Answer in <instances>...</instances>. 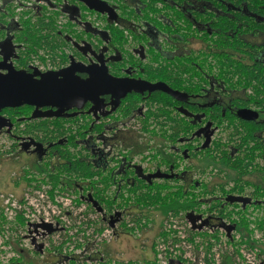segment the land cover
<instances>
[{"label": "flooded vegetation", "instance_id": "obj_1", "mask_svg": "<svg viewBox=\"0 0 264 264\" xmlns=\"http://www.w3.org/2000/svg\"><path fill=\"white\" fill-rule=\"evenodd\" d=\"M102 1L115 10V18L107 12L101 13L90 8L83 0H0V61L4 59V54H9L7 63L28 73L59 71L72 63H79L85 69L77 71L81 79L89 77L87 68L92 66V70L103 61L110 76L130 80L142 89V92H128L114 110L111 104L113 96L108 93L100 96L103 106L98 104L92 110L94 104L86 101L83 108H72L65 112L77 113L73 117H34L35 107L31 105L20 106L30 107V113L17 115L14 121L6 113L0 115V136L15 139L19 143V151L23 155L27 154L25 156L32 162L26 167L28 170H23L24 173L19 176L26 184L14 190L16 202H24L26 198V203L30 204L29 211L37 214L38 208L28 196L34 195L37 198L39 183L48 177V182L54 189L51 191L53 194L46 196L49 202L50 195L55 198L64 193V189L71 188L76 200L79 198L77 201L84 202L93 215V222L90 219L86 224L90 228L81 229L84 232L81 233L76 225L71 226L78 228L75 239L68 235L66 224L63 222L61 225L59 219H55L56 215L51 214L54 210L48 204L43 210L46 207L50 216L36 219L42 222L35 221V217L30 221L26 219L25 212L15 211L11 247L18 250L21 241L26 240L27 231L26 238L32 248L29 247L30 250L34 256L36 254L42 257L49 246V236H57V231L61 238L52 247L55 252H59L54 254L55 260L59 261L53 263L63 264L82 257L61 254L67 248V242L71 241L76 242V246L82 250L94 252L89 258L98 260L99 264H109L111 261L116 264H163L164 259H170V264H174L168 248L171 243L174 245L176 237L172 234L178 229L164 230L155 227V217L167 213V221L170 216L179 220L180 224L183 217L187 219L188 239L194 242L196 248L208 247L207 243L209 246L220 245L222 258L227 254H235V259H240L242 263L244 259L241 252H253L258 248L264 252V213L259 212L264 207V198L257 193L264 188V180L259 178L264 177V171L258 169L243 173L237 170L235 189L227 186L233 178L222 180L217 174L204 181L198 178L202 167H220L224 172H229L234 167H244L247 153L243 147L245 145H241L243 141H247L248 146L254 149L255 160L259 158L262 161V164L261 161H255L252 167L264 166V149L256 144L255 139L243 138L245 132L242 128L243 122L250 124L264 121V109L251 102L243 103L244 99H248L245 95L251 93V88L235 83L236 78L231 83L232 73L227 71L226 59L220 60L219 56L231 54L237 62L244 64L264 63V30L259 28L264 23L260 15V11L264 10V0H256L251 6V0H222L223 3L220 4L216 0L158 1V8H177L183 14V17L172 20L167 15L157 14L154 17L159 24L144 20L143 13L147 5L143 0ZM247 11L255 13L253 15L258 22L257 27L249 29L246 26L247 30H244L241 26L244 25V20H237L235 24L241 31L231 29L224 32L230 36L239 35L253 50L241 52L226 46L218 47L216 35L222 29H214L213 25L220 18ZM127 12L132 14L129 16ZM39 21L43 23L40 24ZM38 27L45 34L51 33L57 38L58 44L52 50L41 49L38 54L31 52L27 55L25 49L29 40H21L20 37ZM116 27L123 31L122 44L113 35V28ZM22 59L26 61L23 62ZM164 69L172 72L170 77L161 76ZM156 83H163L182 95L178 98L162 89L150 90L149 84ZM159 96H164L167 100H159ZM127 99L137 102L124 110L123 103ZM242 109L256 112L257 118L253 121L240 118L238 111ZM54 110L55 108L45 106L39 109V113H51ZM53 118L72 121L65 123L67 128L72 129L71 134H61L56 140L65 143L69 137H74L76 148L71 147V150L78 158L77 165L80 164L76 166L83 167L82 164L85 163L87 167H91L90 176L70 174L63 169L69 156L53 151L55 141L41 140L37 137V131L25 132V125L42 120L47 122ZM217 137L221 140L214 143ZM217 144V148L221 150L216 154H227L229 157L224 159L227 161L229 158L233 161L231 164H221L220 157L214 159L210 155L212 147ZM237 158L238 162L235 164ZM14 165L23 167L24 164ZM250 166L251 164L246 167ZM218 171L217 168V173ZM245 178L251 186L260 183L262 186L247 189L243 182ZM137 179L141 185L137 192L141 193L143 190L145 193L143 196L138 195L140 197H136L131 190L136 188L134 185ZM55 183L60 184L58 190L55 189ZM165 183L180 184L182 188V196L173 199V202L187 203L185 208L177 210L179 214L176 210L164 212L160 204L148 209L141 202L143 197H147L149 184L159 188L160 184ZM33 189L34 194L31 191ZM65 194L68 195L67 192ZM230 195L239 196L241 200L230 202ZM39 214L44 215L45 212L40 211ZM69 214L65 212V215ZM148 214L152 215L150 219ZM148 224L152 228L148 229ZM260 226L262 227L259 229ZM104 227H107L109 241L111 240L110 259L98 247V241L103 238L101 229ZM21 233L23 238L20 237ZM85 234L88 236H84ZM163 235L167 236L168 241ZM230 239L234 244L239 243L234 246ZM38 245H42L41 251L36 250ZM102 245L104 247L106 243ZM113 246L120 248V251L114 250ZM142 252L146 256H141ZM40 264L48 263L45 261Z\"/></svg>", "mask_w": 264, "mask_h": 264}, {"label": "trees", "instance_id": "obj_2", "mask_svg": "<svg viewBox=\"0 0 264 264\" xmlns=\"http://www.w3.org/2000/svg\"><path fill=\"white\" fill-rule=\"evenodd\" d=\"M147 7L145 12L143 13V17L144 20H146L148 23L154 21V23L159 24V22L157 21V18L154 17L157 14H164L165 16L167 15L168 18L172 19H176L178 17H183L182 11L178 10L177 8H170V7H165V8H158L157 7V2L158 1H162L163 0H143ZM219 4L223 3L222 0H216ZM245 1V0H242ZM256 0H251L249 2L250 6L255 4ZM260 2H262V0H260ZM248 4V5H249ZM163 10V11H162ZM254 10V9H252ZM163 12V13H162ZM260 15H261V19H263L262 21H264V10L260 11ZM127 14L130 16L132 13L131 12H127ZM200 14V13H198ZM255 13H252L251 11H247V12H243V13H235L234 15H232V17L228 16V17H223L218 19V23H215L213 25L214 29H222V31L220 30L217 35H216V40L215 42H217L216 44H218V47L223 48L224 46H226L228 49L232 48V49H239L241 52H251V50H253L252 48H250L247 44L244 42V40L242 38L239 37V35L236 36H230L229 34H225L224 30H239L240 28L238 27L237 24H235V21L237 20H244V25H241L244 27V30L246 29V26L249 27V29H253L255 27H257V21L255 20V16L253 15ZM41 21V20H40ZM39 21V22H40ZM43 23L40 22V24ZM247 24V25H246ZM259 26V24H258ZM259 28H261L262 30H264V23L260 24ZM113 35H115V40L118 41L119 43H123V31L118 29V27L113 28ZM23 38H28L29 42L27 44V47L25 49V53L28 55L31 52L38 54L39 51L41 49L43 50H52L54 48L55 45L58 44V39L54 38L53 35L51 33L45 34L44 32H42V28H37L36 30L32 29L29 30L26 35L20 37V39L22 40ZM53 53V52H52ZM220 56V60L222 59H226V68L228 72H231V83H234V79L236 78L235 83H242L245 87H250L251 88V93L249 95H245L246 97H248L247 100H243L244 102H251L255 105H257L258 107H261L262 109H264V63H259V64H255V65H251V64H244L241 63L240 61L237 62L236 59L232 58L231 54H228L226 57H223L221 55ZM29 56H26V58H28ZM23 62H25L26 60L22 59ZM235 61V62H233ZM165 71H162V77H170L171 75V71H167V69H164ZM153 75V74H152ZM159 100H167L166 97L163 96V98L161 96L158 97ZM134 99H127V101L125 100L123 103V109L127 110L129 109V107L131 105H135L136 102ZM131 108V107H130ZM30 107L25 106V107H20V108H5L0 112V115L2 113H6V115L8 114L9 119L11 121H14L16 119L15 116L17 115H29L30 113ZM72 121H63L61 119H57V118H53L50 121L45 122L44 120L39 121V122H33L32 124H27L25 125V132L29 133V132H33V131H37V137H39L41 140H48L50 142L55 141V146H53L55 149L53 151L61 153V154H67L68 157V163H65V167H63V169L67 170L70 172V174H75L77 176H90L92 174V170L91 167H87V165L85 163H83V167H77L79 165H77L78 163V158H76V155L74 154L75 152H73V150H71V147L76 148L75 143H74V137H69V139L63 143L62 140H56V138L61 135V134H66L68 132H72V129H69L65 126V123H70ZM74 122V121H73ZM242 128L245 132V135L243 138L246 137H251L252 139H255L256 144L261 148L264 149V121H255L250 122V124L243 122L242 123ZM238 129V128H237ZM241 133V132H240ZM243 133V131H242ZM10 138H12L11 136H9ZM241 145H245L243 146L244 149L246 150L247 153V157L246 160H250L249 157L251 155H253L254 153V149L250 146H248L247 141H243ZM17 146V144H14L13 149H15V147ZM220 152V151H218ZM64 156V155H63ZM218 157H220V160L224 163H229L231 164L233 161H231L229 158L227 159V161L224 159L225 157H229L227 154H225V156L218 154ZM215 159V158H214ZM245 162H243L244 167H235L237 170H239V172H247L248 167L250 162L247 164ZM215 161V160H213ZM238 162V158L237 160H235V164H237ZM77 165V166H76ZM261 167H264L261 165ZM262 171H264V168L262 169ZM79 174V175H78ZM168 183H165V185H167ZM170 184V183H169ZM136 188H132L131 190L133 191V194L136 195V197L138 195L143 196L145 193H143V190L141 191V193L137 192L139 186L140 185V181L137 179L135 185ZM239 186H242V184H240ZM264 189V188H263ZM165 189H163L162 186H160L159 188L156 187L155 185H148V189L146 192L147 197H143L142 199V204H144V206H147L148 209H151L152 207L155 208L156 205L160 204L162 209H164V212L168 211V210H179V209H183L187 206V203H177V202H173L174 200L172 198H169L168 196L163 195L166 191H164ZM259 189V191L257 193H261ZM182 191V189H181ZM264 192V191H263ZM163 193V194H162ZM132 194V195H133ZM138 196V197H140ZM182 196V193H181ZM179 196V197H181ZM239 197V196H238ZM241 197H239V199L236 200V202L240 201ZM139 201V199H138ZM141 202H136L137 204L141 203ZM22 218H19V221ZM12 231V229H11ZM229 256V258H228ZM230 254H227L225 256V258H222V262L221 264H238L236 262V259L234 258L235 256L232 254V256L230 257ZM227 257V258H226ZM229 259V260H228ZM230 259H232V261H230ZM235 260V261H234Z\"/></svg>", "mask_w": 264, "mask_h": 264}, {"label": "rangeland", "instance_id": "obj_3", "mask_svg": "<svg viewBox=\"0 0 264 264\" xmlns=\"http://www.w3.org/2000/svg\"><path fill=\"white\" fill-rule=\"evenodd\" d=\"M17 13H19V11H17ZM14 140L15 139L9 138L7 136H0V197H1L0 198V264H8V263H11V264H30V262H33V261L36 262V264H40V263L47 261V263L50 264L52 261H55V262L59 261V260H53V259H55L54 254L55 253L59 254V252L58 251L55 252V249L52 247V245L56 246L58 243V240L61 238L59 232H57V231H56L57 236L56 235L49 236L48 240L50 241V243H49V246L47 247V249L45 250V255L43 254L42 257H41V255L38 256L36 254L34 256L32 251L30 250L31 244L29 242V239L26 238L27 233H28L27 231L25 233V239L26 240L21 241V244H20V247L18 250L13 251L7 243V242H9V240L11 241V238H10V235H8L6 231L9 230V228L10 229L12 228V224H10V222L12 220H11V218H9V216H6V215L11 214L12 210L10 209V210L6 211V206L11 207V208H13V211H18V212L23 211L25 213H28V210H30L29 208L24 206V204H26V202H27L26 198H25L24 202L21 201L20 203H17L16 198L14 197V195H15L14 190H16V188H19V186L23 187L26 184V182L24 180H23L24 181L23 185L21 184L23 181L20 180L19 176L24 173L23 170H25V171L28 170L26 167H28V166H30V164H32V162L29 160L28 156H25L27 154L23 155V153H21V151H19V147H20L19 143H17ZM220 140L221 139L219 137H217L216 140H214V143L220 142ZM14 144H17L15 149H13ZM217 146L219 147V144H217L215 147H212V149H211L210 155H212L213 158L214 157L217 158L218 154H216V153H218V151L221 150V148H217ZM20 155H23V156H20ZM240 159H241V157H240ZM249 159L250 160H246V163L248 164L250 162L251 166L248 167L247 172H252V170L255 171L258 169L262 170L264 168V167H252V166H254L255 161L256 162L261 161V160H259V158H258V160H255V155H251L249 157ZM9 161H14L13 164H24V165H23V167L22 166L21 167H10ZM213 163L214 162L212 161V164ZM219 163L223 164V162L220 159H219ZM260 164H262V161ZM202 168H203L202 171L198 174V178H200L202 181H204L205 179L208 180L209 177H212L215 174H217L218 177L222 180H226L227 178H233L232 179L233 181H231L230 184H227V186L229 188H234L236 186V184L234 185V181H236V178H237L236 177L237 176V174H236L237 169L235 167L229 172H224L223 170L220 169V167H202ZM217 168L219 169L218 173H217ZM54 172H56V171H54ZM37 176L42 177L44 175H37ZM259 178L261 180H264V177L259 176ZM246 179L247 178H245V180L243 182L245 184V188H247V189L251 190L256 186H262L261 183L260 184H254L253 186H251L249 184V182L246 181ZM47 180L49 181L48 177L46 179H44L43 182L39 183L40 188L36 189L37 198L34 197V195L28 196L31 202L36 203V205L39 208V210L41 211V213L45 212L44 215H40L39 213L33 214V217H35V221H37L36 219L40 218L41 216H45V217L50 216L49 213L46 212V207H45V211L43 210V206H45V201H43V199H44V197H45V199L47 197H49V194L51 193V191L53 189L51 184ZM87 181H90V179H88ZM160 183H162V182H160ZM56 185L57 186L55 189L58 190L57 188H59L60 184L59 185L56 184ZM160 186H162L163 189H165L164 191H166L163 195L168 196L169 198L175 199V198L181 196V193H182L181 189L182 188H181L180 184L177 185L176 183L175 184L174 183H170V184L168 183L167 185L160 184ZM64 190H65L64 193L60 194V196H56L55 198H52L50 195L51 199L50 198L49 199L51 202H50L49 206L54 210L53 212H51V214L56 215L55 219H59L61 225L63 222L66 224V229L68 231V235L74 236L76 239V234L78 233V231H77L78 228L80 230L81 229L85 230V229L90 228V226L86 227V224L89 223L90 219H91V222H93V220H92L93 215L90 212V208L84 202H79L76 200L75 192L73 190H71V189H68V190L64 189ZM31 191H32V194L35 193L34 189ZM49 191H50V193H48ZM263 191H264V189L260 190L261 193H259L261 198H264V192ZM66 192L68 193V195L65 194ZM43 194H44V197H41V195H43ZM60 199H63V200L60 201ZM66 211L69 212L70 214L65 215ZM259 212L264 213V207L260 208ZM160 215L158 214L156 216L157 217L156 220H157L158 225L156 224L155 227H160L163 223V226L161 228H163L164 230H172L173 228H179L180 232H181V230H184V229H181V228H183L181 225H180L181 227L178 226V224L180 223L179 220L174 219V218H172V216H170V218H168V221H167V220H165L166 216L164 214L161 216ZM164 216H165V218H164ZM181 217H183V214H181ZM162 218H163V220H162ZM39 221L42 222L41 220H39ZM161 221H162V223H160ZM167 222H168V224H167ZM75 225L78 228L71 227V226H75ZM148 227L150 228L151 224L150 225L148 224ZM24 231L25 230H23L22 233H24ZM80 232L82 233L84 231L81 230ZM88 232L91 233V230H89ZM101 232L103 233V238L98 241L99 242L98 247L99 248L101 247L100 248L101 250L103 249L104 253L107 254L106 256H110L109 254L112 252H110V248H109V244H110L109 243L110 242L109 241V231L104 227ZM22 233L20 235L21 238L24 237V236H22ZM86 234L84 236H88ZM57 237H58V239H57ZM260 241H263V240L260 239ZM100 243H103V244L107 243L105 245V249H104L103 245H101ZM112 248H114V250L120 251V248H118V247L113 246ZM80 249H81L80 247L76 246V242L72 243L71 241H68L67 242V248L65 250H62L61 254L67 255V256H69V255H77L78 256L79 255L82 257H79L78 260H74L75 262L72 260L71 262L68 261V262H65L63 264H71L72 262H74V264H99L98 260L89 258V257L93 256L92 254H94V252H91L89 250H87V251L82 250V249L80 250ZM180 251H183L182 246L180 247ZM51 254L53 256H50ZM189 254L191 255L192 253L189 252ZM189 254L187 252L186 256H183L180 254L178 256L179 257L181 256V258L183 260L186 259V261H187V259L190 258V257H188ZM111 255H113V254H111ZM140 255L146 256V253L142 252V253H140ZM241 255H242V252H241ZM52 257H53V259H52ZM164 261L167 262L166 259H164ZM164 261L163 262L161 261V262L164 264ZM215 263H217V262H215ZM31 264H34V263H31ZM51 264H57V263H51ZM100 264H107V263L103 262ZM109 264H116V262L111 261Z\"/></svg>", "mask_w": 264, "mask_h": 264}, {"label": "water", "instance_id": "obj_4", "mask_svg": "<svg viewBox=\"0 0 264 264\" xmlns=\"http://www.w3.org/2000/svg\"><path fill=\"white\" fill-rule=\"evenodd\" d=\"M83 1L98 12H107L112 18L117 16L115 10L102 0ZM9 58V54H4V59L0 61V111L5 108L31 105L35 107L34 117H73L77 113L67 114L65 112L72 108H83L86 101H91L94 104L92 110L98 104L103 106L101 95L112 94L111 104H113L112 110H114L121 98L128 92L133 90L142 92L136 83L110 76L103 61H101V65H96L92 70H90L92 66L87 68L89 77L81 79L77 75V71L85 69L79 63H72L71 66L59 71L28 73L25 70H17L11 63H7ZM149 87L150 90L162 89L176 97L182 95L163 83L149 84ZM45 106H50L55 110L51 113L40 114L39 109ZM238 116L244 120H255L257 113L250 109H242L238 111ZM237 199L239 197L229 196L230 202H235ZM37 249L41 251L42 245H38Z\"/></svg>", "mask_w": 264, "mask_h": 264}, {"label": "built area", "instance_id": "obj_5", "mask_svg": "<svg viewBox=\"0 0 264 264\" xmlns=\"http://www.w3.org/2000/svg\"><path fill=\"white\" fill-rule=\"evenodd\" d=\"M41 197H44V194L41 195ZM43 201H45V205L46 204L50 205L48 198L45 199V197H44ZM24 206L30 209V207H29L30 204L26 203V204H24ZM35 206L37 207L36 203H35ZM10 209L12 210L11 214H9L10 213L9 212L8 213L9 215H6V216H9V218H11L12 221L10 222V224H12V222L14 221L15 211H13V208L6 206V211H8ZM39 212H40V210L38 208L37 213H39ZM25 217H26V219H28L30 221H33V219H34L33 214L29 210H28V213H25ZM37 221H39V220H37ZM180 225L183 227L181 229H184V230H181V232H180L179 228H173L174 230L178 229V231H176L172 234L173 237L174 236L176 237L175 243H174V245H171L168 248L169 252L171 253V258L174 259V264H221V262H222V246H220V245H214V246L210 245L209 246V243H207L208 247L196 248L194 246V242H192L188 239V233H187L186 229L189 228V223H188L187 219H185L183 217L181 224L179 223L178 226L181 227ZM6 232L8 235H10V238H11V241L9 240V242H7V243L10 246V248L14 251V249L11 247L12 231L9 228V230H7ZM181 246L183 247L182 253L180 251ZM187 252L192 253L191 255L190 254L188 255V257H190V258L187 259V261L183 260L181 258V256L180 257L178 256L179 254L186 256ZM241 257H243L244 261L242 263L240 259L236 258V261L238 264H264V253L261 251V249H256L253 252H242ZM169 260L170 259H166L167 262L164 261V264H170ZM215 262H217V263H215ZM8 264H11V263H8Z\"/></svg>", "mask_w": 264, "mask_h": 264}, {"label": "bare ground", "instance_id": "obj_6", "mask_svg": "<svg viewBox=\"0 0 264 264\" xmlns=\"http://www.w3.org/2000/svg\"><path fill=\"white\" fill-rule=\"evenodd\" d=\"M25 1H26V0H25ZM28 2H29V0H28ZM42 2H43V1H42ZM22 3H23V2H22ZM11 4H12V3H11ZM11 7H12V6H11ZM3 8H4V7H3ZM26 10H27V9H26ZM29 10H30V9H29ZM29 10H28V11H29ZM3 11H4V10H3ZM20 12H21V11H20ZM21 13H23V11H22ZM24 13H25V12H24ZM8 14H9V13H8ZM27 15H28V14H27ZM27 15H26V16H27ZM17 17H18V16H17ZM34 62H35V61H34ZM250 121H251V120H250ZM252 121H253V120H252ZM47 181H48V180H47ZM47 183H48V182H47ZM43 184H44V183H43ZM41 185H42V184H41ZM52 185H53V184H52ZM105 186H106V185H105ZM59 187H60V186H59ZM64 187H65V186H64ZM107 187H108V185H107ZM50 188H51V187H50ZM235 188H236V186H235ZM235 188H234V189H235ZM38 189H39V187H38ZM57 189H59V188H57ZM70 189H71V188H70ZM96 189H97V188H96ZM96 189H95V191H96ZM104 189H105V188H104ZM106 189H107V188H106ZM49 190H50V189H49ZM52 190H54V189H52ZM60 190H61V189H60ZM62 190H63V189H62ZM67 190H68V189H67ZM71 190H72V189H71ZM81 190H82V189H81ZM50 191H51V190H50ZM50 191H49L48 193H50ZM63 191H64V190H63ZM77 191H78V190H77ZM97 191H98V190H97ZM100 191H101V190H100ZM52 192H53V191H52ZM68 192H69V191H68ZM70 192H71V191H70ZM88 193H90V192H88ZM50 194H53V193H50ZM83 194H84V193H83ZM106 194H107V192H106ZM76 195H77V194H76ZM110 195H111V194H110ZM110 195H109V196H110ZM83 196H84V195H83ZM83 196H82V197H83ZM107 196H108V195H107ZM84 197H85V196H84ZM102 197H103V196H102ZM121 197H122V196H121ZM0 198H1V197H0ZM85 198H86V197H85ZM97 199H98V198H97ZM77 200H79V198H78ZM80 201H81V200H80ZM107 201H108V200H107ZM85 202H87V201H85ZM117 202H118V201H117ZM96 203H97V202H96ZM98 203H100V202L98 201ZM115 203H116V202H114V204H115ZM88 204H89V202H88ZM70 205H71V204H70ZM93 205H94V204H93ZM97 205H98V204H97ZM103 207H104V206H103ZM112 207H113V206H112ZM1 208H2V207H1ZM92 209H93V207H92ZM113 209H114V208H113ZM139 209H140V208H139ZM94 210H95V209H94ZM117 211H119V210H117ZM170 211H171V210H170ZM173 211L175 212V210H173ZM180 211H181V210H180ZM90 212H91V211H90ZM92 212H93V211H92ZM174 212H173V213H174ZM181 212H182V211H181ZM145 213H146V212H145ZM176 213H177V210H176ZM176 213H175V214H176ZM102 214H103V212H102ZM156 214H157V212H156ZM163 214L166 216L167 213H163ZM177 214H179V213H177ZM98 215H99V214H98ZM148 215H149V214H148ZM169 215H170V214H169ZM185 215H186V214H185ZM187 215H188V214H187ZM101 216H102V215H101ZM151 216H152V215H151ZM151 216L149 215V219H150ZM160 216H161V215H160ZM165 216H164V218H165ZM99 217H100V216H99ZM154 217H155V216H154ZM166 217H167V216H166ZM102 218H103V217H102ZM106 218H107V217H106ZM155 218H157V217H155ZM103 220H104V219H103ZM141 220H142V219H141ZM162 220H163V218H162ZM165 220H167V219L165 218ZM20 221L23 222L22 219H21ZM147 221H149V220H147ZM147 221H146V222H147ZM100 222H101V221H100ZM109 222H110V221H109ZM150 222H151V221H150ZM153 222H154V221H153ZM164 222H165V221H164ZM101 223H103V222H101ZM143 223H144V222H143ZM143 223H142V224H143ZM160 223H162V221H161ZM146 224H147V223H146ZM149 225H150V224H149ZM157 225H158V224H157ZM135 226H136V225H135ZM138 226H139V225H138ZM143 226H145V225H143ZM162 226H163V223H162V225H161L160 227H162ZM130 227H131V226H130ZM133 227H134V226H133ZM133 227H132V229H134ZM193 227H194V226H193ZM261 227H262V226H260L259 229H260ZM105 228H107V227H105ZM141 228H142V227H141ZM151 228H152V227H151ZM199 228H200V226H199ZM199 228H198V229H199ZM100 229H101V228H100ZM130 229H131V228H130ZM143 229H144V227H143ZM148 229H150V228H148ZM249 230H250V229H249ZM261 230H262V229H261ZM101 231H102V229H101ZM115 231H116V230H115ZM132 231H133V230H132ZM139 231H140V230H139ZM141 231H143V230H141ZM247 231H248V230H247ZM250 231H251V230H250ZM250 231H248V232H250ZM263 231H264V230H263ZM145 232H146V231H145ZM145 232H144V233H145ZM160 232H161V231H160ZM115 233H116V232H115ZM134 233H135V232H134ZM137 233H138V231H137ZM164 233H165V232H164ZM112 235H113V234H112ZM134 235H135V234H134ZM141 236H142V235H141ZM163 236H165V235H163ZM163 236H162V237H163ZM112 237H113V236H112ZM156 237H157V235H156ZM225 237H226V236H225ZM166 238H167V236H165V239H166ZM228 238H229V237H228ZM244 238H245V237H244ZM247 238H248V237H247ZM111 239H113V238H111ZM226 239H227V238H226ZM242 239H243V238H242ZM170 240H171V239H170ZM170 240H169V241H170ZM230 240H231V239H230ZM110 241H111V240H110ZM166 241H168V240L166 239ZM166 241H165V243H167ZM228 241H229V240H228ZM231 241H232V240H231ZM255 241H256V239L254 240V242H255ZM146 242H148V240H147ZM160 242H161V238H160ZM221 242H222V241H221ZM233 242H234V241H232V242H230V243H233ZM251 242L253 243V241H251ZM259 242H260V241H259ZM109 243H110V242H109ZM150 243H151V242H150ZM155 243H156V241H155ZM155 243H154V244H155ZM174 243H175V242H174ZM222 243H223V242H222ZM230 243H228L229 246H230ZM236 243H239V242H236ZM236 243H235V244L233 243V245L235 246ZM244 243H245V242H244ZM246 243H248V242H246ZM255 243H256V242H255ZM106 244H107V243H106ZM159 244H160V243H159ZM159 244H158V245H159ZM168 244H170V243H168ZM241 244H243V242H241ZM101 245H102V243H101ZM166 245H167V244H166ZM171 245H172V243H171ZM238 245H239V244H238ZM247 245H249V244H247ZM256 245H257V244H256ZM231 246H232V245H231ZM259 246H260V245H259ZM262 246H263V245H262ZM162 247H163V246H162ZM195 247H196V246H195ZM238 247H239V246H238ZM100 248H101V247H100ZM226 248H227V247H226ZM104 249H105V246H104ZM166 249H167V247H166ZM181 249H182V248H181ZM223 249H224V248H223ZM231 249H232V248H231ZM258 249H259V248H258ZM263 249H264V246H263ZM36 250H37V248H36ZM232 250H234V249H232ZM232 250H231V251H232ZM154 251H155V250H154ZM223 251H224V250H223ZM235 251H236V250H235ZM102 252L104 253L103 250H102ZM181 252H183V251H181ZM227 252H228V251H227ZM35 253H36V252H35ZM168 253H169V252H168ZM263 253H264V252H263ZM37 254H40V253L38 252ZM188 254H189V253H188ZM44 255H45V254H44ZM116 255H117V254H116ZM166 255H167V254H166ZM225 255H226V253H225ZM234 255H235V254H234ZM50 256H53V255L51 254ZM111 256H112V255H111ZM117 256H118V255H117ZM164 256H165V255H164ZM231 256H232V254H231ZM231 256H230V257H231ZM45 257H46V256H45ZM104 257H105V256H104ZM107 257H108V256H107ZM107 257H106V258H107ZM237 257H238V256H237ZM33 258H34V257H33ZM50 258H51V257H50ZM106 258H105V259H106ZM108 258H109V257H108ZM116 258H117V257H116ZM116 258H115V260H116ZM226 258H227V257H226ZM228 258H229V257H228ZM234 258H235V257H234ZM52 259H53V257H52ZM55 259H56V258H55ZM55 259H53V260H55ZM109 259H110V258H109ZM109 259H108V260H109ZM117 259H118V258H117ZM119 259H120V258H119ZM172 259H173V258H172ZM31 260H32V259H31ZM75 260H76V259H75ZM184 260H186V259H184ZM228 260H229V259H228ZM71 261H72V260H71ZM73 261H74V260H73ZM230 261H232V259H230ZM234 261H235V260H234ZM29 262H30V261H29ZM33 262H34V261H33ZM50 262H51V261H50ZM74 262H75V261H74ZM74 262H72L71 264H74ZM119 262H120V261H119ZM129 262H130V261H129ZM149 262H150V261H149ZM236 262H237V261H236ZM31 263H32V262H31ZM51 263H53V261H52ZM51 263H50V264H51ZM130 263H131V262H130ZM133 263H134V262H133ZM137 263H138V262H137ZM139 263H140V262H139ZM34 264H35V262H34ZM107 264H108V262H107ZM149 264H150V263H149ZM227 264H228V263H227ZM230 264H231V263H230ZM232 264H234V263H232Z\"/></svg>", "mask_w": 264, "mask_h": 264}, {"label": "crops", "instance_id": "obj_7", "mask_svg": "<svg viewBox=\"0 0 264 264\" xmlns=\"http://www.w3.org/2000/svg\"><path fill=\"white\" fill-rule=\"evenodd\" d=\"M9 162H10V164H9L10 167H17V166H18V165H14V164H13L14 161H9Z\"/></svg>", "mask_w": 264, "mask_h": 264}]
</instances>
